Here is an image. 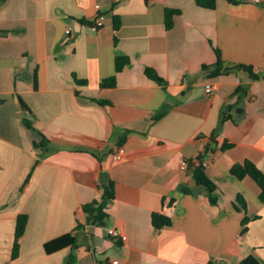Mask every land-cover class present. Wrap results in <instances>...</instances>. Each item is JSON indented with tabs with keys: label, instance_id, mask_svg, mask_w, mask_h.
Listing matches in <instances>:
<instances>
[{
	"label": "crops",
	"instance_id": "obj_1",
	"mask_svg": "<svg viewBox=\"0 0 264 264\" xmlns=\"http://www.w3.org/2000/svg\"><path fill=\"white\" fill-rule=\"evenodd\" d=\"M234 1L204 8L196 0H0V30L8 31L0 37V264H65L70 256V264H239L248 254L264 264L260 189L229 173L244 160L264 172V80L202 69L216 61L214 49L227 64L264 69V2ZM165 8L180 11L170 29ZM100 14L103 25L92 30L88 22ZM116 56L129 60L118 72ZM113 74L115 85L100 87ZM226 105L236 122L219 126ZM42 135L47 147H34ZM224 140L232 146L221 150ZM207 144L201 163L215 204L180 166ZM117 146L125 153L112 161ZM103 182L114 192L107 218L85 224L82 206L100 198ZM157 212L170 217L168 226H152ZM20 214L27 221L11 258ZM68 232L75 246L44 251Z\"/></svg>",
	"mask_w": 264,
	"mask_h": 264
},
{
	"label": "trees",
	"instance_id": "obj_2",
	"mask_svg": "<svg viewBox=\"0 0 264 264\" xmlns=\"http://www.w3.org/2000/svg\"><path fill=\"white\" fill-rule=\"evenodd\" d=\"M228 2L234 3V0H227ZM216 0H196V4L200 7L204 8H214L215 7ZM179 10L176 9H170L165 8L164 10V26L166 29H170L173 26V17L176 14H179ZM93 20L88 22V25L92 24ZM113 26L115 29L119 26V20L117 17H114L113 19ZM8 33L7 30H0V37L6 36ZM215 55H216V61L212 65H203L202 69L209 70V76H217V75H224L228 74L237 70L244 71L250 80H264V69L258 72H255L253 70V67L251 65L241 64V63H235V64H227L225 63L219 54V51L217 49H214ZM129 60L128 57L124 56H116L114 59V72L120 71L126 64H128ZM145 75L154 80L156 83L164 84L163 79H161L156 71L153 68H145L144 70ZM77 82L81 84H85V80H78ZM115 85V76L114 74L101 81L100 87H113ZM244 93V89L241 86H238L232 96H237L238 99L240 98V95ZM20 105L22 109L30 114V110L27 107V105L23 102V100L18 96ZM103 103V102H101ZM233 108V105H226L224 109L220 113L219 117V126L223 124L225 121H232L236 122V119L231 113V110ZM165 110L160 111L155 117L158 118L164 114ZM22 123L26 128H32L31 121L27 116L22 117ZM219 128L214 130L210 134V143H215V138L219 134ZM48 140L42 135L41 139L38 142H34L33 145L36 148L44 149L47 147ZM232 146L231 143H228L226 140H224L221 144V150H225L227 148H230ZM212 150L210 144H207L204 149V153L198 155L194 161H188L187 168L190 171V177L191 179L196 183V185L205 190L207 193V198L210 203L215 204L216 202V186L214 183L206 176L204 173V167L201 163L202 158H207L209 152ZM229 173L235 177L236 179H242L245 176H249L251 179L255 181V183L258 185L260 192H259V200L264 203V172L260 170L254 163H252L249 160H244L241 163H234L230 169ZM102 193L100 195L99 199L93 200L89 204H84L82 206V211L85 215V224L88 225H97L102 226L104 220L107 218L106 213V207L107 205L113 200L114 198V192H113V186L112 183L109 185L105 182L101 185ZM185 190L186 192H189ZM236 204H239L240 207H237ZM236 208L240 210H244V202L239 199V196L237 197L236 201ZM27 221V216L24 214H20L16 218L15 222V229H14V239H13V246H12V253L11 258H16L18 254V239L23 234L24 227ZM247 222V218L242 219V225H245ZM151 223L152 226L156 229L168 226L170 224V217L166 215L163 212H157L153 213L151 215ZM83 225H80L78 222L75 230H79L82 228ZM246 227L242 229V232H244ZM76 238L73 235V233L68 232L63 235H60L58 237H55L51 239L50 241L44 243L43 248L44 251L47 254L56 252L62 248H65L67 246H75ZM72 257H68L65 264H70L72 262ZM206 264H214L212 261H208ZM239 264H263L260 262V260L255 257L252 254H248L243 259H241Z\"/></svg>",
	"mask_w": 264,
	"mask_h": 264
},
{
	"label": "built area",
	"instance_id": "obj_3",
	"mask_svg": "<svg viewBox=\"0 0 264 264\" xmlns=\"http://www.w3.org/2000/svg\"><path fill=\"white\" fill-rule=\"evenodd\" d=\"M252 3L258 4V3H262L264 2V0H250ZM103 20H104V16L103 15H97L94 19L92 24H90V28L92 30H96L97 28L101 27L103 25ZM67 31L69 32L70 29L68 28ZM205 92L207 94L211 93L213 91V86L212 85H206L204 88ZM124 147L123 146H117L114 151L111 153L110 157L112 159V161H119L123 156H124ZM188 165V161L187 160H182L180 163V166L182 169H186ZM107 233L109 236L119 239L121 241L125 240V236L122 234L121 231L110 228L107 229ZM109 264H117L114 261H111Z\"/></svg>",
	"mask_w": 264,
	"mask_h": 264
}]
</instances>
